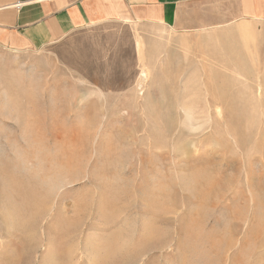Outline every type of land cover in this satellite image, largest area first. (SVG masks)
Here are the masks:
<instances>
[{"label":"rangeland","instance_id":"rangeland-1","mask_svg":"<svg viewBox=\"0 0 264 264\" xmlns=\"http://www.w3.org/2000/svg\"><path fill=\"white\" fill-rule=\"evenodd\" d=\"M0 264H264V26L0 49Z\"/></svg>","mask_w":264,"mask_h":264},{"label":"crops","instance_id":"crops-1","mask_svg":"<svg viewBox=\"0 0 264 264\" xmlns=\"http://www.w3.org/2000/svg\"><path fill=\"white\" fill-rule=\"evenodd\" d=\"M105 23L175 31L264 26V0H0V49L38 51Z\"/></svg>","mask_w":264,"mask_h":264},{"label":"bare ground","instance_id":"bare-ground-1","mask_svg":"<svg viewBox=\"0 0 264 264\" xmlns=\"http://www.w3.org/2000/svg\"><path fill=\"white\" fill-rule=\"evenodd\" d=\"M139 48H141V45H139ZM140 53H141V49H139ZM147 76V70H142V77H146ZM216 114L219 116L222 112L220 110L219 107L216 108L215 110ZM222 115V114H221ZM219 118V117H218ZM222 119V117H221Z\"/></svg>","mask_w":264,"mask_h":264}]
</instances>
